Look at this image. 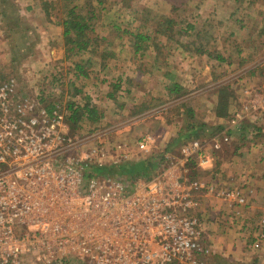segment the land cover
<instances>
[{
  "label": "rangeland",
  "instance_id": "1",
  "mask_svg": "<svg viewBox=\"0 0 264 264\" xmlns=\"http://www.w3.org/2000/svg\"><path fill=\"white\" fill-rule=\"evenodd\" d=\"M84 2L0 0V81L17 77L19 93L36 95L43 105L59 103L64 107L65 117L68 115L67 102L83 105V98H89L97 110V120L83 119L74 130L69 129L71 134L89 143L127 142L132 150L128 162L135 163L163 151L169 139L183 127L188 107L195 106L197 114L194 119L204 122L203 99L210 91L217 95L220 86L228 85L233 92L230 98L232 112L239 110L247 99H259L256 103L260 105L259 111L264 107V71L254 82L250 74L253 69H249L264 64V48L255 51L259 42L254 39L253 44L249 43L251 37L242 29L243 24L234 20L227 30L231 34L221 35L225 27L219 17L225 9L217 7L214 13L210 2L205 5L201 0H101L100 4L92 1L88 5ZM72 5L84 6L82 13L92 17L89 37L97 40V46L94 51L88 49L65 58L60 21ZM211 13L215 18L204 26L205 15ZM195 15L200 16L197 21H193ZM163 17L175 21L172 38L158 32L164 29ZM190 23L197 25L196 29L206 27V33L179 31ZM134 31L149 33L150 42L154 41L158 49L149 42L150 48L133 53L129 32ZM243 37L246 45L240 46ZM201 43L208 53L194 57L191 53ZM106 51L113 56L101 59L99 55ZM80 60L88 73L86 77L75 75L72 62ZM218 62L231 66L218 69L209 64ZM243 67L249 71L244 72ZM140 69L144 70L141 75ZM164 73L172 75V82L166 85L161 78ZM134 78L135 91L129 86L133 82H128ZM194 79L193 86H189ZM179 82L185 85H181L180 93L170 94L168 86ZM75 88L80 93L74 94ZM245 90H248V96ZM221 126L225 125H215L217 129L213 134L224 132L225 128L219 129ZM234 129L229 128V134ZM145 134L152 136L147 153L137 150V141ZM213 134L202 135L208 146ZM255 139L237 152L233 142H225L221 136V146L212 149L210 164L204 168L192 166L194 177H190L217 188H240L246 199L245 204L238 205L206 193L199 198L198 212L205 222L209 220L212 227L214 225L211 234L227 254L213 251V244H210L211 255L206 264H264V238L259 247L253 246L258 234L264 231L261 225L264 180H256L249 166V157L257 153L253 149ZM180 146L173 151V156L179 155ZM242 160L244 165H240Z\"/></svg>",
  "mask_w": 264,
  "mask_h": 264
},
{
  "label": "built area",
  "instance_id": "2",
  "mask_svg": "<svg viewBox=\"0 0 264 264\" xmlns=\"http://www.w3.org/2000/svg\"><path fill=\"white\" fill-rule=\"evenodd\" d=\"M256 103L233 111L210 146L190 140L178 156L165 154V166L129 179L101 172L131 160L127 142L84 141L69 132L59 103L48 108L19 93L17 77L0 81V264H206L211 246L199 198L246 199L240 188L191 178L189 164L208 166L229 128L257 122ZM151 143L141 135L137 150L147 153ZM263 238L261 231L253 246Z\"/></svg>",
  "mask_w": 264,
  "mask_h": 264
},
{
  "label": "trees",
  "instance_id": "3",
  "mask_svg": "<svg viewBox=\"0 0 264 264\" xmlns=\"http://www.w3.org/2000/svg\"><path fill=\"white\" fill-rule=\"evenodd\" d=\"M85 4L88 5L90 2L95 1L97 4L101 3V0H84ZM44 6L47 4L44 3ZM43 6V7H44ZM86 7V6H85ZM82 10L84 11V6L82 5H72L66 9L64 12V15L62 16V20L60 21V25L62 27V37L64 41L65 46V58H69L70 55H76L80 54L84 50H91L93 51L96 48V39H93L89 37V31H92L91 26V19L92 17L86 14L82 13ZM46 11V10H45ZM90 13V11H89ZM46 16H48L46 12ZM175 21L169 17H163V24L162 26L164 29H159L158 32H161L164 35H167V37L172 38V32H173V24ZM161 25V24H160ZM185 29H180L179 31L181 33H185ZM129 43L132 47V52L137 54L138 52L142 50H147L150 48L149 42L152 41L151 35L146 32H140V31H134L129 32ZM103 39V38H102ZM152 44V47L155 49H158V45L153 41L150 42ZM95 46H94V45ZM185 46V45H184ZM183 46V47H184ZM186 48V46H185ZM196 53H204L203 45L202 43L195 47ZM100 58L103 59L105 57H112L113 53L106 51L105 53H101ZM74 63V71L75 75L78 76H84L86 77L88 73L85 71L84 66L82 64V61H73ZM181 86L178 83H172L170 86H168L169 93H180ZM80 93V90L77 88L74 89V94ZM233 92L230 90L229 86H220L217 89V101L215 104V114L220 117L229 118V107H230V98L232 96ZM111 96V94H110ZM84 104L79 105L75 101H69L66 104V108L68 110V115L65 117V121L69 127V129H75L78 126V123L82 121L83 119H89V120H97V110L94 105L90 103V99L85 97L83 98ZM46 107H51L52 104L45 105ZM192 109L188 107L186 109V116L184 120L183 127L179 130L177 134H175L174 137L169 139L167 142L165 148L163 151L159 153H154L147 157L144 160L131 163L127 162L125 164H121L118 166H111L103 168V172L108 174H122L127 176L129 179H134L135 177L142 176L147 177L152 172L160 169L161 167L165 166L166 159L165 154L170 153L173 154V151L179 146L182 145L190 140L199 138L202 139L203 134L211 133L215 131L212 127H203L204 124L196 126V124H193L194 122L188 120L189 117H192ZM197 123V122H196ZM206 129V130H205ZM221 129V128H219ZM260 127L257 126L256 123L249 124L248 121H243L239 124L238 127H236L231 134L228 133L229 138H233L230 140V142H233L232 145L235 146V151H240L244 144L250 143L252 140L258 136L260 133ZM215 133V132H214ZM235 137V140H234ZM233 140V141H232ZM226 142V141H225ZM189 166H195L194 163H190ZM196 167V166H195ZM190 170V176L194 175L192 174ZM192 178V177H191ZM210 258V257H209ZM208 258V259H209ZM207 259V260H208ZM207 263V261H206Z\"/></svg>",
  "mask_w": 264,
  "mask_h": 264
},
{
  "label": "crops",
  "instance_id": "4",
  "mask_svg": "<svg viewBox=\"0 0 264 264\" xmlns=\"http://www.w3.org/2000/svg\"><path fill=\"white\" fill-rule=\"evenodd\" d=\"M201 2L203 4H207V2H210L211 5H213V12L216 13L217 11V7L222 8L221 10L225 9V11L221 12L222 14L219 17V20H221L222 22H224V27L225 30H221V35H226L227 34H231V31H227L229 28V25L232 23V20H234V22L236 23H241L243 24L242 29L246 31V33L249 34V36L251 37V39L249 40V43L253 44L254 43V39L257 40L259 42L258 45V49L255 51H259L260 49L264 48V0H201ZM225 7V8H224ZM207 19H204V23L206 26V22H209L211 20V18H215L214 14H209V15H205ZM198 17L200 16H193V21H197ZM245 24V26H244ZM197 25H195L194 23H190L189 26L186 28L185 31H195V34H204L206 33V27H204L205 29H196ZM246 27V28H244ZM189 28V30H188ZM185 29V28H184ZM193 29V30H191ZM242 30V31H243ZM45 32H47L46 30H44ZM204 31V32H203ZM237 33V32H236ZM244 35V32H243ZM242 35V36H243ZM240 46L242 44L246 45V42L243 39H241L240 41ZM204 43H202L203 45ZM0 50H2V48H0ZM189 50V49H188ZM203 50L204 53H196L195 52V48L193 53L194 57L197 56H201V55H205L206 53H208L207 48L204 47L203 45ZM225 51H227L226 49H224ZM238 51H240V49L237 48ZM254 50V49H253ZM208 56V55H207ZM261 55H259L260 57ZM228 59L229 56H228ZM222 61H224L225 59H221ZM217 61V60H216ZM210 66L212 67H217L218 69L222 68L223 66L226 68H229L231 66V64L228 63H209ZM255 68L254 66H251L249 69H253L252 73H250L252 75V78L254 79V82H256L255 78L259 77L260 73H263L264 71V64L260 65L259 68ZM156 69L158 72H160V66L157 65ZM248 68H244L243 67V71L244 72H248L249 71ZM139 74L141 75L144 70H139L138 71ZM194 72V70H193ZM165 75H163L162 78V82L165 83V85L167 83L172 82V75L169 73H164ZM142 78V76H140ZM135 78L134 79H129L128 82L132 83V86H130V90H134L136 89V83H135ZM195 82V79L193 81H190L189 86H193ZM258 82V81H257ZM128 85V84H127ZM179 85L182 87H184L185 85L181 82H179ZM172 94V93H171ZM197 98V97H196ZM205 101L204 105L202 109L204 110V122H197L194 117H196V110L197 108L195 106H191L190 108L192 109V117H189L188 120H190L191 122L193 121V124H196V126L204 124L203 127H214L215 125H225L224 127L221 126L220 128H225L227 127V121L229 118H225V117H220L217 116L215 114V104L217 101V95L214 91H210L205 98L203 99ZM232 113V107H229V116ZM260 114V118L259 120L256 122L257 126L260 127V133L258 134V136H256V141L254 142V146L253 149L256 153V155L251 154V157H249V163H250V168H251V172H253V174L255 175V179L259 180V181H263L264 180V107L262 108V110L259 111ZM195 120V121H194ZM197 122V123H196ZM179 127H181V124L178 125V129ZM206 130V129H205ZM176 134V133H175ZM235 140V137H234ZM234 150L236 149V144L235 146L233 145ZM238 152V151H237ZM249 156V155H248ZM241 159H245V157L241 158ZM243 160L240 162V165H244ZM263 183H260V185H262ZM211 222L208 220L206 221V241H208V244H213V251H217V252H221L224 255H227L225 253V250L218 245V241L215 238L214 239V234H211V232L213 231L214 225L212 227ZM207 236H209V239H207ZM210 240L213 241V243H210Z\"/></svg>",
  "mask_w": 264,
  "mask_h": 264
}]
</instances>
